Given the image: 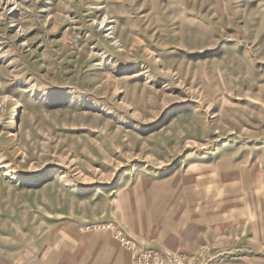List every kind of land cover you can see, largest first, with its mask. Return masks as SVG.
Here are the masks:
<instances>
[{
    "label": "rangeland",
    "instance_id": "374dc122",
    "mask_svg": "<svg viewBox=\"0 0 264 264\" xmlns=\"http://www.w3.org/2000/svg\"><path fill=\"white\" fill-rule=\"evenodd\" d=\"M103 222L264 264V0H0V264H133Z\"/></svg>",
    "mask_w": 264,
    "mask_h": 264
},
{
    "label": "built area",
    "instance_id": "2783aa9c",
    "mask_svg": "<svg viewBox=\"0 0 264 264\" xmlns=\"http://www.w3.org/2000/svg\"><path fill=\"white\" fill-rule=\"evenodd\" d=\"M92 227L109 228L119 241L132 253L133 264H189L184 257L177 253H166L152 247L144 248L124 230L113 222L89 223L82 226L81 229Z\"/></svg>",
    "mask_w": 264,
    "mask_h": 264
},
{
    "label": "bare ground",
    "instance_id": "6f19581e",
    "mask_svg": "<svg viewBox=\"0 0 264 264\" xmlns=\"http://www.w3.org/2000/svg\"><path fill=\"white\" fill-rule=\"evenodd\" d=\"M14 121V120H13ZM14 170L13 169H11V172H13Z\"/></svg>",
    "mask_w": 264,
    "mask_h": 264
}]
</instances>
